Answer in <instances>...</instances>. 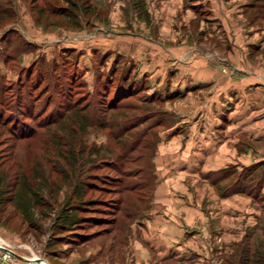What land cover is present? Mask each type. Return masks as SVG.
Returning <instances> with one entry per match:
<instances>
[{
  "label": "rangeland",
  "instance_id": "1",
  "mask_svg": "<svg viewBox=\"0 0 264 264\" xmlns=\"http://www.w3.org/2000/svg\"><path fill=\"white\" fill-rule=\"evenodd\" d=\"M74 1L81 10L75 17L66 18L58 10L66 6V0H0V171L7 177L20 173L31 181L42 172L48 176L40 190L46 203L35 208L37 226L22 218L11 204L0 209V246L17 255L11 262L2 261L0 248V261L14 264L21 256L44 259L32 264H82L81 251L98 244L102 257H111L112 262L118 257L121 264H232L227 258L236 250L234 242L244 239L246 227L255 222L258 229L250 240L256 239L262 247L264 181L256 183L259 176L264 179L262 170L249 182L251 197L239 193L243 199H250L246 206L257 217L250 218L249 224L245 219L239 221L237 232H223L221 243H208L193 249L197 253L189 252L185 247L195 245L190 232L175 234L173 243L162 245L154 233L135 235V220L127 222L129 231L126 236L123 233V240L119 238L112 225L120 216L117 199L128 194L122 191L123 184L140 178L136 173L140 169L143 173L158 143L172 135L169 132L179 134L178 139L186 134L190 122L182 120L184 114L207 107V99L217 96L227 110L235 109L237 115L245 112L242 115L247 114L248 121L237 123V134L228 128L236 118L220 122L224 147L215 155L210 151L192 155L191 179L194 181L197 170L213 157L220 161L212 164L217 166L212 169L215 175L221 171L220 175L227 177L222 178V190L237 181L236 177L243 179L251 167L264 165V110L260 108L264 87H246L244 92L251 91L261 103L246 102L243 108L240 97L221 95L233 93L216 83L224 85L233 78L248 80V74L226 57L228 43L222 44L209 34L210 29L206 30L207 12L200 0ZM252 14L251 9L243 12L250 24L264 27V20H251ZM257 43L237 62H248L252 69L264 71V41L260 38ZM194 49L198 55L206 54L202 64L208 68L200 70L214 71L213 79L204 76L203 82L191 83L200 77L190 66L197 58L195 53L189 63H177L172 58L179 54L183 59ZM75 112L93 116L83 132L75 130ZM13 122L26 127V134L36 135L18 139L22 134ZM153 141L155 148L147 147ZM79 143L83 151L77 167L82 175H90L95 185L84 196L90 199L82 212L88 218L83 225L59 232L57 244L48 245L54 235L51 226L56 213L80 176L62 157L68 154L69 146L77 148ZM62 166L67 172H60ZM201 184H196L198 192L203 191ZM139 193L149 196V188ZM243 211L240 207V213ZM227 215L221 213L224 223ZM160 236L163 239L166 235ZM113 241L109 251L108 244ZM174 242L180 243V248Z\"/></svg>",
  "mask_w": 264,
  "mask_h": 264
},
{
  "label": "crops",
  "instance_id": "2",
  "mask_svg": "<svg viewBox=\"0 0 264 264\" xmlns=\"http://www.w3.org/2000/svg\"><path fill=\"white\" fill-rule=\"evenodd\" d=\"M249 2L250 0H200V3L205 8L204 11L207 12L205 19L209 24L207 23L206 30L210 29L209 34L215 35L222 44H229H227L229 49L226 57L228 58L229 56L234 62L236 61L237 67L240 65L241 71L248 74V80L233 78L226 82L228 84L216 83L220 89L229 88L232 91L231 93H233L232 96L222 93V96H229L230 98L240 97V108H243L246 102H250L251 105L261 103L254 94H251V91L244 92L246 87H249V90H253L256 87L255 85L264 87V71L252 69L248 62H237L238 59L245 58L251 47L258 46L257 41L260 38L264 41V35L262 37L259 36V34H264V27L262 25L261 27L253 26L243 15ZM186 50L188 49L184 51ZM195 52L196 50L194 49L191 55H187L183 59L179 54H173L172 58L177 63H189L194 59L193 54ZM195 55H197V58L194 59V63H190V66H193L191 69L192 73H197L200 77H197V81L191 83L203 82L201 78L204 76L207 80L213 79L214 71H211V73L201 72L200 70L206 67V65L203 66L202 64L206 62V59H203L206 54L198 55L195 53ZM159 56L163 57L162 54H159ZM208 100H210V103L207 107L200 110L198 108L193 112L184 114L182 120L190 122L186 134L178 139L177 135L179 134L169 132L172 135L158 143L154 156L155 185L150 197L149 207L144 210L140 218L134 221L135 235L137 233H154L157 235L155 238L163 245V243H173L176 237L173 235L175 234L193 232L192 241H194L195 245L185 247L187 251L191 252L193 249H199L208 243H221L220 235L223 232L230 234L237 232L240 229L239 221L245 219V223L249 224L251 223L249 222L250 218L255 219L257 217L256 212L249 205L246 206L250 199H243L239 193L223 196L211 184L207 183L206 178L198 177L199 173L203 175L208 170L216 168L217 166L215 167L212 164H219V158L207 159L201 167L199 166L197 177H193L194 181L191 179L193 175L191 173L192 155L196 156L207 151L215 155V153H220L219 150L224 147L222 146L225 144L223 143V135H221L222 130L219 129L220 122L226 118L227 120L236 118V121L232 122L228 128L232 127L234 130L232 131L234 132L233 134H237L240 126L237 123L240 120V122L248 121L247 114L242 115L245 112L237 115L234 113L235 109L227 110L228 106L224 107L223 103L218 102L217 96L213 99H207L206 103H208ZM261 104L260 108L264 110V102ZM210 106L214 108V111H211ZM219 107L224 108L219 109ZM200 181H202V192H198L196 186ZM240 207L244 210L241 213ZM217 213L220 216L216 217ZM221 213L228 214L224 216L227 219L225 223ZM160 234L166 235L165 238L161 239ZM168 235L172 236L168 237ZM158 242L155 243L158 245ZM230 242L231 240L228 241V243ZM176 245L180 248V243H176ZM81 252L80 255L79 253L77 254L84 261L82 264H121L120 260L117 259L118 257L113 259L114 262H112L111 257H102V246L98 244L88 245L86 250ZM193 252L197 253L196 251ZM135 260L138 263L142 262L138 257ZM32 263H35V261L20 258L14 264ZM0 264L8 263L0 261Z\"/></svg>",
  "mask_w": 264,
  "mask_h": 264
},
{
  "label": "trees",
  "instance_id": "3",
  "mask_svg": "<svg viewBox=\"0 0 264 264\" xmlns=\"http://www.w3.org/2000/svg\"><path fill=\"white\" fill-rule=\"evenodd\" d=\"M252 10L251 20H264V0H250L248 5L246 6L245 10ZM60 11V16L63 17H69L70 15H76L80 10V4L78 1L74 0H66V6H62L58 9ZM251 13V12H250ZM75 17V16H74ZM75 115L72 117L74 123L76 122V129L79 131H84L92 121H90V118L93 116L89 115L88 112L86 113H74ZM89 115V116H88ZM15 121V120H14ZM16 123V121H15ZM13 122V124H15ZM4 127V126H3ZM19 127V124H15V129ZM26 127L20 126L19 131L22 135H18V139H27L30 137H33L36 134L28 133L26 134ZM73 131L71 132V137L73 138ZM71 140V139H70ZM143 141H140L139 146L142 144ZM71 142V146H72ZM148 144H146L147 146ZM156 143L153 141V143H150L147 147L149 148H155ZM68 154L60 155L64 160H66V163L71 167L72 172L79 173L80 176L76 178V180L72 183V190H71V196L66 198L63 205L60 207L59 211L56 213V217L53 220L51 230L54 233V235L51 237V240L47 242L48 245H55L60 240L61 236L59 235V232H64L66 230H71L72 228H75L77 226L83 225V222H85L86 215H83L82 212L85 210L86 206L84 203L90 199H85L86 193L93 189L95 185L92 184V182L89 180L90 175H82V171L79 167H77V164L79 160L81 159L83 147L81 144H78V147H70L66 149ZM154 155L152 154L150 163H148L142 173V169H140L136 175H139L140 178L136 179V182L133 184H123V187L121 188L122 191L128 192L127 195H124V197H119L117 199L118 204L117 211L120 213V216L117 217V219L114 221V227L115 231H119L120 233L119 237L123 240V233L126 234L129 231L128 223H132L134 220H136L138 217L142 215L144 210L149 207L150 203V197L152 195L154 185H155V163L153 159ZM70 162V163H69ZM92 164V163H90ZM79 166V165H78ZM255 168V169H254ZM251 167L250 170L245 174V177L243 179H237L235 182H233L229 187L226 189H221L222 186V178H227L226 176H222L221 171L219 173V177L215 175L216 170H208L204 173V178L209 180V184H211L218 193L224 195H228L231 193H246L248 196L251 197V193L249 192V189L247 187L249 186V182L252 181L253 174L258 173L259 171H264V165L255 167ZM77 171V172H76ZM60 172H67L64 169V166L60 168ZM6 173L4 171H0V209H2L5 205H13L16 209L20 211V216L24 219H28L30 224L37 226V221L35 219V208L37 206L43 205L46 203V200L43 199L40 190L44 187L46 181H48V176L45 177L42 174H37L33 178L34 181H31L28 177L24 176L23 174L18 173L17 175H10L7 177L5 175ZM89 174V173H86ZM215 175V176H214ZM84 176V177H83ZM37 177H39L41 180H37ZM251 178V179H250ZM240 181V182H238ZM260 181H264V179L260 178V176L257 178L256 183H260ZM244 182V183H243ZM246 183V184H245ZM255 183V184H256ZM254 186V185H252ZM144 188H149V196H145L141 193H139ZM220 190V191H218ZM136 191V192H135ZM132 192H135L132 194ZM126 197V199H125ZM253 198V197H252ZM255 199V196H254ZM142 203V204H141ZM255 222L253 225L246 227V231L244 234V239H240V241L234 242V246L236 250L232 253L233 255H230V257L227 258V260L230 259L232 264H264V245L261 246V242H255V240H252L251 242V236L253 233L258 229ZM116 226V227H115ZM52 233V234H53ZM261 238L262 241H264V230H262ZM114 236V234L112 235ZM85 238H87L85 236ZM90 238V237H89ZM87 238L86 240H89ZM85 241V240H84ZM251 242V244H250ZM113 242L111 244H108V250H113ZM256 243V244H255ZM255 244V245H254ZM260 244V245H259ZM253 245V246H252ZM255 247V248H254ZM257 247V248H256ZM240 252H238V251ZM251 251V252H249ZM242 252V253H241ZM235 253V255H234ZM235 256V257H234Z\"/></svg>",
  "mask_w": 264,
  "mask_h": 264
},
{
  "label": "built area",
  "instance_id": "4",
  "mask_svg": "<svg viewBox=\"0 0 264 264\" xmlns=\"http://www.w3.org/2000/svg\"><path fill=\"white\" fill-rule=\"evenodd\" d=\"M1 254H2V261L5 260L7 262H11L15 257V255H13L12 252L5 247L1 248Z\"/></svg>",
  "mask_w": 264,
  "mask_h": 264
},
{
  "label": "water",
  "instance_id": "5",
  "mask_svg": "<svg viewBox=\"0 0 264 264\" xmlns=\"http://www.w3.org/2000/svg\"><path fill=\"white\" fill-rule=\"evenodd\" d=\"M0 248H2L1 246H0ZM12 254L13 255H15V256H17L15 253H13L12 252ZM19 258H22V259H26V260H28V261H35V262H40L41 260H44V259H42V258H40V257H33V258H23V257H21V256H18Z\"/></svg>",
  "mask_w": 264,
  "mask_h": 264
}]
</instances>
